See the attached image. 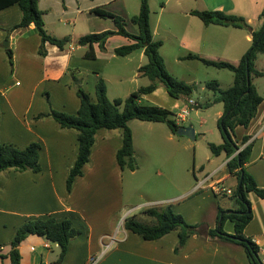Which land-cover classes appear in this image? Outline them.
<instances>
[{
    "label": "crops",
    "instance_id": "1",
    "mask_svg": "<svg viewBox=\"0 0 264 264\" xmlns=\"http://www.w3.org/2000/svg\"><path fill=\"white\" fill-rule=\"evenodd\" d=\"M118 1L121 0H38V8L43 13L44 27L48 35L58 39L74 38L105 30L114 31L113 23L111 28L98 27L96 22L103 17L93 10L96 8L106 10L104 8H110ZM207 8H210L207 9L210 11L218 10L242 17L251 30L256 31L262 24L258 16L264 8V0H216ZM124 9L125 7H122L121 10ZM51 11L56 13V20L50 18ZM190 12L182 14L184 17L197 19L199 23L195 20L190 22L183 31L180 44L193 55L209 60L225 58L227 62L237 64L250 46L251 35L244 29L204 26ZM19 20L20 11L15 5L0 11V143L18 149H24L31 143L40 144L41 171L20 174L8 170L0 173V255L4 256L3 259L0 258V264H10L9 243L17 229L29 219L47 216L56 220L68 218L73 227L80 231V234L69 242L60 264H86L90 257L101 254L96 264H256L243 246L206 235L208 230L216 227L218 207L227 211L234 210L236 207L232 202H223V207L215 205L209 217L201 221L204 223L201 234L190 236L177 252L176 232L154 241H145L126 231L123 222L121 223V219L128 217L129 212L124 211L129 206L125 203L122 192L124 170H121L116 162V153L122 144L121 130H99L96 133L89 162L84 166L82 176L77 177L71 190L67 191V174L77 156V132L61 129L51 117L38 119L37 116L48 113L50 106L53 110H62L66 114H76L79 99L67 87V81L72 73L92 81L89 80L90 86L92 85L90 91L84 92L95 101V85L98 77L102 78L105 71L102 66V62L106 61L104 57L114 56L113 51L117 47L109 49V40L119 38V46L127 45L130 41L114 35L106 41L105 54L96 44L92 46V58L86 57L89 51L87 46L68 44L60 50L54 45L44 43V56H40L38 50L41 41L32 24L26 28L12 29ZM59 23L71 25L72 30H64L59 27ZM76 23L79 24V28ZM85 28L86 31H82ZM131 32L136 33L135 28H132ZM152 35L154 36L153 32ZM6 41L7 47L4 46ZM6 50L11 52L12 65L9 64ZM137 52L140 59L139 65L136 66L137 77L145 80L147 78L138 73L139 67L143 65L141 64L143 50ZM259 64L264 66V59L257 56L256 71L264 74V67H260ZM121 74L119 71L115 76L116 82L120 85L123 80ZM103 80L108 83L105 78ZM148 84L149 81L145 86ZM256 91L260 95L257 87ZM132 92L134 91L128 94ZM106 95L108 98L107 86ZM260 96L262 102L249 123L250 127L255 124V132H250L248 125L247 128L237 127L235 133L236 145L244 136L249 137L246 144H252V151L244 168H249V174L257 186L264 188V96ZM51 98L57 101L54 102ZM119 98L118 96L114 99ZM143 100L167 110L171 108L179 110L185 103L177 104L178 100L171 98L163 87H158L152 93L143 96L141 103ZM221 114L222 112L219 113V117ZM149 123L144 124V121L139 120L128 123L132 133L134 155L136 142L142 138L143 133L151 129H164L161 126L165 125L164 123ZM144 126L147 128L143 129ZM166 133L167 139L175 137L169 129ZM217 159H221V163L211 172L205 173L204 167L199 169L201 174H204L202 180L209 177L200 188L203 191H200L201 197L208 193L215 198L222 197L223 194L218 195L216 192V189H219L218 184L231 183L229 184L231 187L235 185L228 173L226 167L228 160L224 154L210 158L207 162L211 164ZM221 171L223 174L214 179ZM197 187V185L188 187L183 196L192 197L196 194ZM183 196L177 195L166 202H176L178 198L182 200ZM246 198L251 205L252 219L244 229V236L256 245L258 256L262 259L264 198H259L253 192L246 193ZM176 214L183 216L178 212ZM229 223L225 225L224 232L233 234V224L230 221ZM193 224L197 222L193 221ZM18 249L20 264H52L59 254V247L56 244L37 235H29Z\"/></svg>",
    "mask_w": 264,
    "mask_h": 264
},
{
    "label": "trees",
    "instance_id": "2",
    "mask_svg": "<svg viewBox=\"0 0 264 264\" xmlns=\"http://www.w3.org/2000/svg\"><path fill=\"white\" fill-rule=\"evenodd\" d=\"M17 6L20 11V20L12 29L26 28L33 25L41 45L38 50L40 56H44L43 45L49 43L58 49L65 45L87 46L89 51L86 57H93L92 46L96 44L99 50H105L106 41L118 35L127 38L130 43L116 47L113 51L117 57H126L137 50H143L147 59L146 64L138 69V73L146 77L149 84L140 87L132 92L126 99H114L110 101L106 95V85L99 76L95 85V101H92L87 93L77 87L79 107L76 114L57 112L51 107L46 114H40L38 119L51 117L61 129H71L77 132V156L73 166L69 169L66 178V189L70 191L77 177L82 176L84 166L89 162L90 152L95 142V135L99 130H121L122 144L116 153V162L121 170L135 171L134 149L132 133L128 123L132 120L144 122L164 123L173 135H177L180 128L174 120V114L169 110L156 105L141 103L143 96L163 87L167 94L175 100H186L192 94V87L172 78L166 70L165 64L158 51L162 42L153 39L150 28V10L148 0H140L139 12L132 16L128 23L135 27L136 33L129 32L126 26V19L112 14L106 10L96 8L94 13L100 17L112 20L114 31L105 30L100 33L86 34L74 38L64 37L61 39L48 35L44 28L43 13L38 8V0H0V11L11 6ZM190 14L198 18L204 26H221L245 29L251 35V46L240 58L237 64L205 59L199 55L189 54L182 60H197L204 66L217 69H227L233 73V83L227 89H220L214 81L205 84L206 88L213 91L215 98L213 103H222L223 112L217 121V127L223 142L219 145L209 143L208 148L213 157L221 154L228 160L226 167L231 177L235 178V188L232 193L237 208L231 214L227 210L218 207V214L215 229L208 230L206 235L210 238H218L224 241L241 245L256 264H262L258 256L256 245L244 236V229L252 219L251 205L246 198V193L253 192L259 198H264V188H259L254 178L245 170L249 162L252 144H246L249 137L244 136L236 145L237 127L247 128L256 115L257 107L262 102V97L257 93L251 83V78L262 77L264 74L254 68V61L257 54H264V8L258 18L261 20V27L252 31L248 23L239 16L225 14L222 11H191ZM9 64L12 65L11 52L6 50ZM247 71L248 80L247 82ZM73 80L76 77L72 73ZM209 105V104H207ZM40 144L31 143L24 149L0 143V173L13 170L17 173L41 171L39 163ZM144 214L154 219L155 223L147 225L135 219L134 216L125 218L123 228L145 241H154L161 237L176 232L178 245L175 252L181 248L187 239L195 234H201L200 228L196 225L185 224L181 215L173 213L170 207L158 211L147 209ZM228 220L233 224V234L223 231L224 222ZM217 224L220 226L217 227ZM80 231L73 227L68 218L56 220L54 217H39L27 220L21 225L13 240L9 243L10 251L8 257L10 264H20L19 245L29 236L37 235L45 240L56 244L59 247V254L52 264H60L66 254L69 242L77 237ZM3 259L4 256L0 255Z\"/></svg>",
    "mask_w": 264,
    "mask_h": 264
},
{
    "label": "rangeland",
    "instance_id": "3",
    "mask_svg": "<svg viewBox=\"0 0 264 264\" xmlns=\"http://www.w3.org/2000/svg\"><path fill=\"white\" fill-rule=\"evenodd\" d=\"M214 1L216 0H148L150 10L149 23L151 31L154 34L153 39L162 42V46L159 48L158 53L163 59L169 75L177 81L192 87V94L189 98L195 101L196 106L191 110L187 107L186 110L189 114L185 119L178 121L179 127L192 128L194 130L193 140L189 137L179 135H175L172 139H167L166 131L168 129L165 125H161L164 131L160 129L148 130L147 133H143L142 138H139L136 142L134 160L137 169L133 173L128 170H124L123 172V198L125 203L129 205L124 211H129L127 214L128 217L132 215L137 221L147 225L155 223L154 219L144 214L145 210L151 208L161 211L166 207H170L173 213L178 212L183 215L182 218L185 224L190 226L196 225L200 230H202V226L204 225L201 221L209 217L215 205L219 204L223 207L224 203L232 202L234 207L237 208L234 198L232 197L235 185L231 187L229 185L231 183L218 184L219 189L226 187L230 189V196L222 195V197L216 196L215 198L211 193H208L204 195V197H201L200 193L203 191H201L199 187H197L195 190L196 194L192 197H189V195L183 196V193L188 187L193 185L198 186L199 182L202 180L204 174H201L199 171L200 167H204L205 173H207L211 172L221 163V159H217L211 164L207 162L210 158H213L208 144L219 145L223 142L217 127V121L220 118L219 113L223 112V106L222 103H213L215 94L213 91L207 89L205 84L214 81L218 84L220 89H227L233 83V73L227 69L204 66L197 60H182V57L192 54V52L180 44L184 29L192 20H197L189 16L184 17L182 13L195 10L210 11L207 10L210 9L207 7ZM139 4L140 0H121L110 8L104 9L117 13L118 16L126 19L125 28L131 32L132 28L135 27L128 23V20L132 16L138 14ZM122 7H125V9L121 10ZM49 16L56 20L57 15L55 12L51 11ZM80 18L78 19L79 22ZM196 22L199 23V21ZM58 25L64 30H72L71 25L60 23ZM96 25H98V27L110 26L111 28L112 22L110 19L103 17L99 22H96ZM76 26L78 27L79 24L76 23ZM82 31H86V28ZM118 39L119 38L110 39L108 48L119 47L120 41ZM101 52L105 54L104 50ZM103 54L101 56H103ZM257 56H259L260 59H264V54H257ZM224 57L227 58L228 56ZM104 58L106 61L102 62V66L105 70L102 79L105 78L108 81L107 83L104 80L107 86L108 99L110 101L118 96L120 97L119 99L124 100L129 96L128 93L130 91L138 90L140 87H144L147 84V79L144 80L141 77H137L136 66L140 63L137 51L126 58L116 57L115 55ZM214 59L215 61L227 62L225 58ZM146 62L147 59L144 56L141 64L143 63L144 65ZM123 65H125V69H123ZM261 65L262 64H259L260 67H264ZM254 68L256 70V60L254 61ZM119 71H121V75H123L121 85L116 82L117 78L115 77ZM90 72L91 71H89V73ZM73 75H75V73H73ZM75 77L76 80H73L72 76H70V79L67 81L68 83L66 82L67 87L72 90L70 91L71 93L77 96V87H80L82 90L90 91L92 87V85L90 86V79L89 81L88 78L86 79L82 76L75 75ZM251 83L255 88L257 87L260 95L264 96V77L256 78L252 76ZM61 85L63 86V83ZM51 99L54 102L57 101L54 98ZM185 100L186 98L180 99L176 103L182 104ZM142 103L151 105L145 100H143ZM55 111L63 112L62 110L56 109ZM169 111L172 114L179 112L178 109L174 108H171ZM144 124L150 123L144 122ZM146 128V126L143 127V129ZM249 128L250 132H255L256 130L255 124L251 125V127L249 125ZM253 145L254 147L256 146V141ZM245 170L249 173V168H245ZM222 174L223 171L219 172L214 176V179ZM233 181L235 183V178H233ZM221 193L222 192H219L218 195H221ZM177 195L183 196L184 198H182V200L178 198L176 202H166ZM122 217L123 216H121V218ZM124 220L125 219L122 218L121 223ZM193 221H196L197 224H193ZM227 223L230 224L229 221L226 220L222 227L223 231L226 229L225 225Z\"/></svg>",
    "mask_w": 264,
    "mask_h": 264
},
{
    "label": "built area",
    "instance_id": "4",
    "mask_svg": "<svg viewBox=\"0 0 264 264\" xmlns=\"http://www.w3.org/2000/svg\"><path fill=\"white\" fill-rule=\"evenodd\" d=\"M195 106H196V103L192 99L185 100L183 107L180 108L179 112L174 115L175 122L178 123V121L183 120L187 117V115L189 114L188 111L186 110L187 107H189L191 110ZM208 179H209V177H206V178H204V180L200 181L198 187L201 188L203 186V183L206 182ZM216 192H217V194H219V192H222L221 194L226 195V196L231 195V190L225 189V188L216 189ZM101 256H102V254L98 255V256L90 257L87 260L86 264H96ZM261 262H262V264H264V258L261 259Z\"/></svg>",
    "mask_w": 264,
    "mask_h": 264
},
{
    "label": "water",
    "instance_id": "5",
    "mask_svg": "<svg viewBox=\"0 0 264 264\" xmlns=\"http://www.w3.org/2000/svg\"><path fill=\"white\" fill-rule=\"evenodd\" d=\"M5 47H7L8 46V42L6 41L5 42V45H4ZM247 82H249V80H248V71H247ZM177 135H179V136H186V137H189V138H191L192 140L194 139V130L192 129V128H179L178 130H177V133H176ZM233 211L232 210H228V211H226L225 213L226 214H231ZM220 225L219 224H217V227H219Z\"/></svg>",
    "mask_w": 264,
    "mask_h": 264
}]
</instances>
